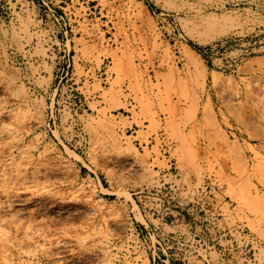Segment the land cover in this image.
Wrapping results in <instances>:
<instances>
[{
  "label": "rangeland",
  "instance_id": "1",
  "mask_svg": "<svg viewBox=\"0 0 264 264\" xmlns=\"http://www.w3.org/2000/svg\"><path fill=\"white\" fill-rule=\"evenodd\" d=\"M0 264H264V0H0Z\"/></svg>",
  "mask_w": 264,
  "mask_h": 264
},
{
  "label": "bare ground",
  "instance_id": "2",
  "mask_svg": "<svg viewBox=\"0 0 264 264\" xmlns=\"http://www.w3.org/2000/svg\"><path fill=\"white\" fill-rule=\"evenodd\" d=\"M186 56H187V59H188V62L190 64V66H192L193 68H195V71L197 73H201L202 70H200L201 67L199 66L197 60L195 59V53L193 51H191L190 49H187L186 50ZM207 109H209V107H207ZM101 125L104 128H106L107 130H109V131H113L114 130V126H113L112 123H108V122L103 121L101 123Z\"/></svg>",
  "mask_w": 264,
  "mask_h": 264
},
{
  "label": "built area",
  "instance_id": "3",
  "mask_svg": "<svg viewBox=\"0 0 264 264\" xmlns=\"http://www.w3.org/2000/svg\"><path fill=\"white\" fill-rule=\"evenodd\" d=\"M69 72V71H68Z\"/></svg>",
  "mask_w": 264,
  "mask_h": 264
}]
</instances>
